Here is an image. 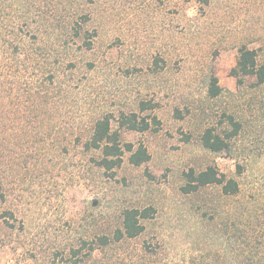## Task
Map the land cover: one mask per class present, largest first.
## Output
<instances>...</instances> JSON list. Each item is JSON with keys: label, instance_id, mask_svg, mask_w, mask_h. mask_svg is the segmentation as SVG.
Here are the masks:
<instances>
[{"label": "rangeland", "instance_id": "374dc122", "mask_svg": "<svg viewBox=\"0 0 264 264\" xmlns=\"http://www.w3.org/2000/svg\"><path fill=\"white\" fill-rule=\"evenodd\" d=\"M86 2L100 32L90 56L96 69L82 77L74 100H79L87 113L135 111L141 117L156 116L161 124L148 132H122L125 141L144 144L151 160L140 167L126 160L115 178L99 177L92 185L67 177L53 180L51 175L40 180L31 174L10 177L5 186L6 202L0 203V217L11 209L16 220L7 221L16 229L7 230L8 222L0 218V264H63L82 237L93 235L91 225L86 224L93 215L104 216L106 225L114 227L117 221L110 217L126 207L155 210L147 222L149 234L164 244L175 264L199 255L204 260L209 257L205 264H235L248 261L247 257L264 264L262 95L254 99L255 92L248 88L238 97L210 101L203 83L213 67L220 85L237 92V81L230 71L237 62L234 41L238 36L231 34L245 30L251 16L259 17V27L264 25V0H242L238 7H230L241 9L242 24L238 15L228 14L231 9L226 14L223 10L213 14L206 24L210 34L217 35L212 38L199 34L189 22L197 12L192 0L165 4L157 0ZM216 50L219 56H215ZM158 57L166 64L157 70L160 75H155L151 69ZM253 82L251 78L247 84ZM143 100H155L158 106L141 112L138 105ZM176 109L186 115L184 120L178 118ZM187 109L193 114L188 115ZM226 109L238 112L246 125L233 147L235 155H242L238 160L210 153L196 139L204 111L213 122ZM196 110L199 115H195ZM237 163L244 168L241 177ZM209 164H216L222 174L236 177L242 193L229 198L223 197L220 189H211L217 211L209 209L205 217L201 208L182 194L181 187L184 172ZM2 224L5 229H1ZM139 243H132L130 249Z\"/></svg>", "mask_w": 264, "mask_h": 264}, {"label": "trees", "instance_id": "16d2710c", "mask_svg": "<svg viewBox=\"0 0 264 264\" xmlns=\"http://www.w3.org/2000/svg\"><path fill=\"white\" fill-rule=\"evenodd\" d=\"M86 1L0 0V203L6 202L5 186L15 174H31L37 180L50 175L58 181L67 177L92 185L99 177L115 178L126 160L135 167L151 160L144 144L137 146L125 141L122 132H148L153 125L161 124L156 116L141 117L135 111H121L118 115L87 113L79 100H74L82 77L96 69V62L90 56L100 32ZM157 1L165 4L173 0ZM192 2L197 12L194 17H188L189 22L199 34L212 38L217 35H211L206 24L213 14L238 7L242 0ZM239 12L242 13L241 9H231L225 14L238 15L242 24L245 21ZM257 18L251 16L252 22L245 30L231 34L238 36L234 41L237 62L230 71L237 81V92L224 89L215 69L210 67L203 82L208 100L238 97L250 88L256 94L254 99L262 95L260 102L264 108V32L261 31L264 25L259 27ZM214 53L219 56L218 50ZM165 62L156 58L153 74L160 75L157 70H163ZM251 78L254 82L248 85ZM157 106L155 100H143L138 105L141 112L152 111ZM186 113L193 114L189 109ZM176 114L182 120L186 118L178 109ZM199 114L196 110L195 115ZM202 118L196 137L199 145L210 153L226 154L238 160L242 155H235L233 147L246 128L239 113L226 109L218 114L219 120L210 122L204 111ZM186 140L190 141L191 137L187 136ZM243 174L244 168L237 163V175ZM183 175L182 194L199 206L205 217L207 210L217 211L211 189H220L222 196L229 198L242 193L240 181L222 174L216 164L190 168ZM154 213L152 207L123 208L110 217L117 221L114 227L106 225L104 216L93 215L92 221L86 223L94 230L93 235L87 233L82 237L63 264H175L164 244L149 234L147 222ZM0 218L8 222L7 230L16 229V225L7 221L16 220L11 209ZM224 226L227 227L225 223ZM1 229H5L3 224ZM137 242L139 245L131 250V244ZM202 258L199 255L181 264H205ZM247 258L248 261L235 264H258L254 258Z\"/></svg>", "mask_w": 264, "mask_h": 264}]
</instances>
